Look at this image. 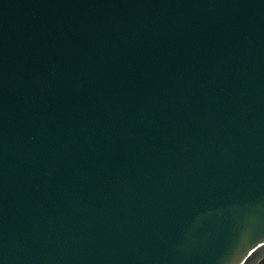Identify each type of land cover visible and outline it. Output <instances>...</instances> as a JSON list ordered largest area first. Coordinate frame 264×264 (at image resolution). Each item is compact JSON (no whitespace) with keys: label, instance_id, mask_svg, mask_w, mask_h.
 <instances>
[{"label":"water","instance_id":"1","mask_svg":"<svg viewBox=\"0 0 264 264\" xmlns=\"http://www.w3.org/2000/svg\"><path fill=\"white\" fill-rule=\"evenodd\" d=\"M264 259V0H0V264Z\"/></svg>","mask_w":264,"mask_h":264},{"label":"built area","instance_id":"2","mask_svg":"<svg viewBox=\"0 0 264 264\" xmlns=\"http://www.w3.org/2000/svg\"><path fill=\"white\" fill-rule=\"evenodd\" d=\"M257 264H264V259H262L261 261H259Z\"/></svg>","mask_w":264,"mask_h":264}]
</instances>
